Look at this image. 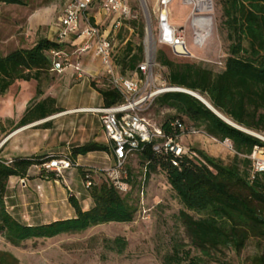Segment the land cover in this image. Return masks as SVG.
<instances>
[{"label": "rangeland", "instance_id": "1", "mask_svg": "<svg viewBox=\"0 0 264 264\" xmlns=\"http://www.w3.org/2000/svg\"><path fill=\"white\" fill-rule=\"evenodd\" d=\"M25 1L26 5L23 6L0 3L1 55L21 47H31L40 37L51 34V38H55L50 30L52 27L56 30L55 24L65 1ZM211 1L212 10L207 13L213 21L211 34L199 44L194 43L190 25L192 6L184 5L182 0L170 3L169 25L184 29L190 55L180 58L169 53V56L181 61L202 63L219 71L226 57V42L221 28V5L219 0ZM130 6L136 18L128 20H134L136 27L127 23L117 32L118 35L116 33L113 60L116 66L128 41L135 48L140 44L143 47V60L148 50L149 56L157 64L153 67L150 81L152 91H157L168 84L167 69L156 61V54L161 46L153 42V38L159 34L156 0H134ZM43 10L48 13V21L31 23L30 16ZM94 13L96 12L89 11L91 19ZM65 48L68 54L75 49L70 44ZM72 56L75 58L76 55ZM86 62L80 71L74 67H65L58 72L52 67L42 75L39 82L16 81L0 96V139L8 137L0 149V158L3 160L71 155L72 148L89 141L109 147L108 152L94 151L77 156V166L63 171L60 176L55 175V179L45 177V172L39 165L31 168L27 178L11 176L5 203L8 211L22 223L41 224L72 217L74 210L68 202L69 195H74L85 209L90 201L86 181L100 183L105 178L109 179L107 170L113 168L115 159L102 129L100 115L93 109L103 106L101 95L96 89L110 87V83L96 57L90 55ZM116 70L121 75L130 74L128 69L123 73L119 66H116ZM159 95L161 94L155 96L150 107L143 113L150 123L158 126L166 119L178 115L173 109L158 104ZM46 97L54 99L57 110L46 118L20 125L21 106L33 105ZM79 109L87 111H75ZM182 118L187 126L192 124L185 117ZM178 142L184 151L198 148L224 163L230 162L234 155L232 148L223 141L206 134H182ZM140 161V154H134L127 160L124 180L128 182L129 190L126 193L120 192L136 208L131 222L100 224L81 233L28 240L19 246L10 244L0 236V251L12 253L20 264H162L163 256L171 252L175 241L188 249L191 247L190 239L178 219L182 205L171 190L165 173L158 169L146 177ZM79 168L85 175L81 174ZM117 237L126 241L125 248L120 253L109 246L110 241ZM262 251L264 241L250 238L240 253L224 250L219 254V259L231 264H251V258ZM191 252L195 254L193 248ZM204 264L221 263L209 261Z\"/></svg>", "mask_w": 264, "mask_h": 264}, {"label": "trees", "instance_id": "2", "mask_svg": "<svg viewBox=\"0 0 264 264\" xmlns=\"http://www.w3.org/2000/svg\"><path fill=\"white\" fill-rule=\"evenodd\" d=\"M0 3L26 5L25 0H0ZM219 3L226 42V57L221 70L171 58L169 53L182 56L174 54L164 44H160L156 54L157 63L167 69L168 85L199 94L214 110L236 125L224 121L191 94L165 92L158 96L160 106L171 108L178 114L161 124L166 134H177L178 131L169 124L176 118L185 123L182 118L185 117L208 136L219 141L229 140L234 152L228 163L198 148L175 157L171 153L153 151L152 144L148 143L136 153L141 156L146 177L158 169L165 173L171 190L182 205L178 219L190 239L188 249L175 241L171 252L163 256L162 264H204L209 261L231 264L220 260L219 254L224 250L240 253L250 238L264 241V173H252L248 157L255 145L264 146V142L239 128L264 131V0H219ZM127 23L136 27L134 20H125L122 26ZM140 32L143 33L142 26ZM64 46L65 43L41 37L29 48L0 54V96L16 81L39 82L42 75L53 67V52L62 51ZM142 61L143 47L139 44L135 48L128 41L116 66L123 73L127 69L132 73ZM96 90L103 106L123 100L121 93L111 86ZM56 110L54 99L46 97L28 105L19 124L46 118ZM94 151L108 152L109 147L87 142L72 148L70 157L75 161L77 156ZM45 158L49 156L15 157L11 162L0 159V236L10 244L19 246L28 240L50 239L66 233H81L100 224L133 220L136 208L108 178L88 186L92 200L89 209H83L78 199L69 195L68 202L74 210L72 217L41 224H25L17 220L5 203L8 180L11 176L27 178L29 168L40 165ZM173 160L177 165L172 163ZM79 171L85 175L81 168ZM45 177L55 179V174L45 173ZM125 245L126 241L121 237L109 244L119 253ZM192 248L195 254H192ZM250 262L264 264V251L254 255ZM0 264L20 263L12 253L0 251Z\"/></svg>", "mask_w": 264, "mask_h": 264}, {"label": "built area", "instance_id": "3", "mask_svg": "<svg viewBox=\"0 0 264 264\" xmlns=\"http://www.w3.org/2000/svg\"><path fill=\"white\" fill-rule=\"evenodd\" d=\"M132 1L134 0H66L62 13L55 24V40L65 43L74 40L72 37L76 36L75 38L80 41L75 48L78 54L88 51L92 48L93 42L95 43L94 55L104 67L110 86L118 90L123 97L119 103L108 107L94 108L93 111L100 115L102 129L110 142L115 159L114 166L107 170V175L115 188L124 193L129 190L128 182L124 180L127 160L140 151L144 145L151 143L153 151L163 154L171 153L177 157L189 152V148L184 151L183 147L179 145L178 140L182 134H206L193 125L187 126L176 118L171 120L169 125L178 133L171 136L162 130L161 125L150 123L143 115L158 94L165 92L193 94L192 91L185 88L166 84L162 89L152 91L150 81L153 76V67L157 64L149 56L148 50L146 58L137 65L134 72L129 75H121L117 72L113 60L114 36L120 30L123 21L136 18L130 6ZM171 2L172 0H156L159 34L153 38V42L155 45L156 43L168 45L174 54L187 56L190 53L186 47L184 29H177L169 25ZM182 3L192 6L191 16L199 13L193 1L182 0ZM95 4L104 9L110 17L105 27L91 22L88 13ZM53 55L55 58L53 68L60 72L69 62L62 51L53 52ZM76 69L79 70L78 65H76ZM239 128L264 142V131ZM7 139L8 137L0 139V149ZM223 143L232 148L229 140L226 139ZM248 157L251 160L252 173H264V146L255 145ZM7 162H11V159ZM172 163L177 165L175 160ZM39 166L45 173H54L56 176H60L63 171L73 168L77 164L70 155L63 154L49 156ZM90 184L89 180L86 181L87 187Z\"/></svg>", "mask_w": 264, "mask_h": 264}, {"label": "crops", "instance_id": "4", "mask_svg": "<svg viewBox=\"0 0 264 264\" xmlns=\"http://www.w3.org/2000/svg\"><path fill=\"white\" fill-rule=\"evenodd\" d=\"M64 1H66V0H64ZM173 1V0H172ZM3 4V3H2ZM64 4H65V2H64ZM64 4H63V7L61 8V13H62V10H63V8H64ZM91 11H95L96 13H94L93 15H92V21L93 22H95V23H98L100 26H103V25H107L108 24V22H109V19H110V17H109V15L105 12V10L104 9H102L98 4H95L94 5V7L91 9ZM48 13H45V11L43 10V11H37V12H35L34 14H32L31 16H30V22L31 23H37V22H40V21H48V18H47V15ZM88 15H89V13H88ZM90 16V15H89ZM50 33H52L53 34V37H55V38H51V34L50 35H48V36H44V37H46V38H48V39H51V40H55L56 39V36H55V29L52 27L51 28V30H50ZM76 36H73L72 38H74V40H72V41H67V42H65V46H64V49L62 50V52L64 53V55L66 56V58H67V60H68V62H69V64H65V66L63 67V69L65 68V67H74L75 69H76V65H78V69L79 70H77V71H80L81 70V67H82V65L83 64H86L87 62V60L89 59V57H90V55H92V56H94L95 57V55H94V52H95V43L93 42V46H92V48L91 49H89L88 51H86V52H83V53H80V54H78V53H76V51H75V49H73V51H72V53L71 54H68V52H67V50H66V45L67 44H70L71 46H74L75 48H76V46L80 43V41L79 40H77L76 38H75ZM41 38V37H40ZM39 39V38H38ZM21 48H23V47H21ZM27 48H29V47H27ZM19 49V48H18ZM70 53V52H69ZM72 55H76L75 56V58L72 56ZM101 64V63H100ZM101 67H102V65H101ZM103 68V70H104V72H105V69H104V67H102ZM62 69V70H63ZM80 75V74H79ZM28 102V101H27ZM26 107H27V104H24L23 106H21V109H20V119H21V117H22V115H23V113H24V111H25V109H26ZM106 137V136H105ZM107 139V138H106ZM108 141V140H107ZM89 142H96V141H89ZM98 143V142H97ZM110 143V142H109ZM105 145V144H104ZM7 160V159H6ZM9 160V159H8ZM33 166H36V165H33ZM33 166H31L30 168H29V170H28V172H27V175L30 173V170H31V168L33 167ZM92 206V200L90 199V201H89V204H88V206H87V208H85V209H89V207H91ZM84 209V208H83Z\"/></svg>", "mask_w": 264, "mask_h": 264}, {"label": "bare ground", "instance_id": "5", "mask_svg": "<svg viewBox=\"0 0 264 264\" xmlns=\"http://www.w3.org/2000/svg\"><path fill=\"white\" fill-rule=\"evenodd\" d=\"M195 3L196 10L198 14L192 15L190 19V25L193 29L194 40L196 43L203 42L206 38L209 37L210 28L212 27L213 21L211 17L207 14L212 10V1L211 0H188ZM193 94H196L193 92ZM203 101H206L204 97H200ZM75 111H87L85 109H79ZM73 111V112H75Z\"/></svg>", "mask_w": 264, "mask_h": 264}, {"label": "water", "instance_id": "6", "mask_svg": "<svg viewBox=\"0 0 264 264\" xmlns=\"http://www.w3.org/2000/svg\"><path fill=\"white\" fill-rule=\"evenodd\" d=\"M191 95H193L194 97H196L197 99H199L202 103H204L207 107H209L215 114H217L220 118H222L224 121H226L227 123H229V124H231V125H233V126H236V125H234L232 122H230L228 119H226L225 117H223L221 114H219L216 110H214L213 108H212V106L207 102V101H203L200 97V95L199 94H191Z\"/></svg>", "mask_w": 264, "mask_h": 264}]
</instances>
